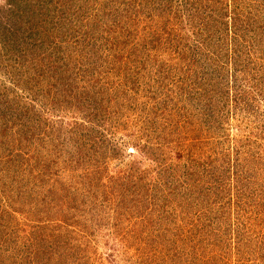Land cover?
<instances>
[{
    "label": "rangeland",
    "instance_id": "374dc122",
    "mask_svg": "<svg viewBox=\"0 0 264 264\" xmlns=\"http://www.w3.org/2000/svg\"><path fill=\"white\" fill-rule=\"evenodd\" d=\"M127 1L90 2L86 5V14L91 16L92 26L87 29L89 35L98 40L99 47L102 44L110 48L99 51L93 66L109 63V68L119 69L120 80H115L114 75L112 81L116 85L132 82L133 76L140 85L135 101L129 102L125 112H101V117L94 123L84 119L79 112H69L64 119L69 125L76 117L88 129L84 128L90 134L89 138H96L94 147L87 143L78 148L77 153L82 158L91 148L96 152V157L87 161L91 167L98 166L104 175L121 176L112 188L114 192L110 196L99 190L93 194L88 180L78 178L84 174L81 158L71 160L64 149L59 160L49 162L53 172L71 168L65 173L64 180L72 182L68 185H72L77 192L74 205H68L72 211L68 212L66 208L64 217L49 223L52 221L50 215L38 216L36 205L30 200L20 205H9L10 209L6 212L0 207V245L3 235L11 237V243L15 244L18 232L21 237L26 235L27 238L20 241V246L24 247V251L25 246L29 247L28 252H31L35 245L37 248V245L51 244V239H47L51 235L58 238L76 235L77 244H64L68 251L64 264H197V261L200 262L198 254L202 259L213 260V264L217 256L222 258V264H264V117L247 112H224L220 118L216 112V121L221 119L222 123L212 119L206 125L204 118L201 119L205 112H181L168 126V115L164 117L166 112H152L155 100L165 92L161 89L166 81L164 70L173 71L174 68L176 77L181 75L185 81H190L186 80L190 78L198 80L197 70L200 67L195 60L199 56L190 49L214 50V54L215 50L226 52L221 38L228 30L231 31L235 13L240 14V20L248 15L252 18V27L246 33L249 40L263 38L264 0H187L189 5L186 9L183 4L186 0H181L178 14L167 11L160 15V11L150 10L151 19L143 15L134 24L126 18V11L131 10L132 5ZM4 4L5 0H0V6ZM255 4H259L260 8L257 9ZM248 6H253V10ZM142 11L141 8L136 13L141 14ZM120 16L125 17L113 26ZM140 22L151 28L156 26V31L150 30L149 33L153 32L152 36L157 34L156 38H152L160 40V44L148 38V33L134 38L136 32L132 31V25ZM216 34H220L221 38ZM107 36L111 38L108 42ZM256 49L258 57L263 58L264 43L257 44ZM188 54L192 63L187 59ZM125 67H131L133 72L124 70ZM131 103L133 107H130ZM211 124L212 127L208 128ZM12 138L15 139V134ZM173 140H177L174 146L169 144ZM160 156L164 164H172L169 167L175 169L176 179L181 182L178 183V194L160 195L156 191L154 172L157 165L154 162ZM191 158L198 159L200 169L196 175L206 176V172L202 171L204 165L203 170L210 172L212 180L221 182L218 194L207 191L211 180L206 184L204 179L193 174L192 181L184 180L183 164L191 162ZM47 165L49 168V163ZM8 166L12 171L0 172V186L4 191L6 185H15V170L28 174L25 167H15V143L9 149L4 144L0 150V169ZM233 166L241 174L240 180L232 182L226 171ZM221 172L223 175L220 176ZM36 184L33 182L30 187L34 188ZM10 186L8 190H11ZM41 186L40 183L32 192L35 201L42 194ZM197 186H203L209 197L194 200L197 197L192 198L193 191ZM107 198L111 204L103 203ZM203 200L206 205L202 206ZM195 201L200 205H195ZM211 202L214 205H210ZM216 202L219 204L216 205ZM207 212L212 213L208 214L211 215L209 218L215 217L216 222L209 228L212 233L214 231L212 237L202 232L209 238L207 241L210 244L203 248L204 245L194 240L192 235L195 233L193 228L198 225L196 215L202 217ZM69 213L74 217H69ZM80 221L83 224L76 226ZM36 226L42 227V230L33 229ZM44 226L53 230L49 232ZM7 227L14 229L13 232ZM33 238L40 240L41 244L34 242ZM202 241L207 242L205 239ZM17 246L19 243L14 248ZM38 254L36 249L33 252L36 259Z\"/></svg>",
    "mask_w": 264,
    "mask_h": 264
},
{
    "label": "trees",
    "instance_id": "16d2710c",
    "mask_svg": "<svg viewBox=\"0 0 264 264\" xmlns=\"http://www.w3.org/2000/svg\"><path fill=\"white\" fill-rule=\"evenodd\" d=\"M180 1L128 0L127 2H131L132 5L131 10L126 11L127 21L137 23L143 15L144 18L147 15L151 19L150 10L160 11V15H164L167 11L178 14L177 10L182 6ZM90 2L94 0H5V4L0 6V137H3L0 150L4 144L6 149H9L15 143V167H25L28 170V174H21L15 170L16 186L9 184L11 190H8L9 186L6 185V192L0 186V207L5 212L10 209L9 205H20L30 200L36 205L38 216L50 215L52 221L49 223L64 217L66 208L69 209V206L74 205L77 195L72 185H68L72 182L64 180L65 173L71 168L65 167L53 172L49 161L59 160L64 149L71 160L74 158L78 161L81 158L77 153L78 148H83L87 143L94 147L97 143L96 138H89L90 134L86 131L88 129L78 122L80 120L74 117L73 123L66 125L65 116H68L69 112H79L84 119L94 123L101 117V112H125L129 102L135 101L137 87L140 85L133 76L132 82L116 85L112 81L114 75H116L115 80H120L119 69L113 66L109 68V63L93 66L99 51L110 48L102 44V47H99L95 36L89 35L87 27L92 25H90L91 16L86 14V5ZM183 4L185 9L187 4L189 5L187 0ZM255 5L257 9L260 8L259 4ZM141 8L142 13L137 14L136 11ZM248 9L253 10V6H248ZM185 12L186 15L189 14L187 10ZM234 15L231 31L228 30L222 38L220 34H216L222 39L226 52L215 50L214 54V50L208 51L199 47L190 49L199 56L195 60L196 65L200 67L197 70L198 80L190 78L186 79L190 81H185L181 79L183 77L181 75L176 77L173 73L174 68L173 71L169 69L163 71L166 81H164L165 87L161 89L162 91L165 89V92L155 100L152 112L156 114L166 112L164 115V117L168 115L166 125H172L174 117L176 118L181 112H205L201 119L204 118L206 125H209L212 119L214 122L222 123L221 119L216 121V112L220 118L224 112H247V114H255L256 117H264V57H258V49H256L257 44L264 43V36L257 40H254L255 38L249 40L246 33L252 27V18L248 15L240 20L239 13ZM122 17L120 16V20L117 19L112 25H118ZM227 21L228 18L225 22ZM132 26H134L132 31L136 32L134 38L141 36L142 33H148V38L160 44V40L153 39L157 34L152 36L153 32L149 33L150 30L156 31V26L151 28L142 22ZM110 39L107 36L106 42ZM104 40L105 38L101 39V42ZM190 57L191 55L188 54L187 59L189 60ZM124 70L133 72L131 67H125ZM130 107H133L132 103ZM49 113H51L50 117ZM211 127L212 124L208 128ZM14 134L15 139L12 138ZM176 142L177 140H173L169 144L174 146ZM89 149H86L87 154L82 155L81 168L84 174L78 178L88 180V186L93 189V194L99 190L105 196H110L111 192H114L113 186L121 176L104 175L98 166L91 167L88 162L96 157V152ZM151 155L154 156L152 153ZM191 160L183 164L185 181H192L193 175H196L200 169L198 159L191 158ZM154 163L157 165L154 172L156 191L160 195L178 194V183L181 182H178L179 178L176 179L175 169L169 167L172 164H164L161 156L155 159ZM204 167L202 165V171L206 172V176L201 174L196 176L204 179L206 184L211 180L210 188L206 189L208 192L218 194L221 182L212 180L210 172L203 170ZM8 171H12L9 166L0 169V172ZM226 173L232 182L240 180L241 171L238 172L235 166L227 168ZM33 182L37 184L31 188ZM40 183L42 194L35 201L32 192ZM208 192L203 186H197L192 198L197 197L194 200H198L209 197L206 194ZM103 203L111 204V200L107 198ZM217 203L216 205L219 204ZM195 205L200 203L195 201ZM201 205H206V202L203 200ZM210 205H214L213 202ZM70 211L71 208L68 212ZM208 214L212 213L207 212L202 217L196 215L198 225L193 228L195 233L192 236L194 240L204 245L203 248L210 244H208L209 240L207 241L209 238H206L202 232L212 237L214 231L212 233L209 228L216 222V218L210 219L211 215ZM70 216L74 217L69 213ZM81 224L83 223L80 221L76 226ZM44 227L49 229V232L53 230L50 226ZM33 229L40 232L42 227L36 226ZM9 230L13 232L14 229ZM262 236L264 239L263 232ZM26 239V235L23 238L17 232L15 244L19 243V246L14 248L15 244L11 243V237L3 235L0 245V264H64L68 259L65 258L68 251L65 250L64 244L76 242L78 237L68 235L58 238L51 235L47 238L51 239L49 240L51 244L48 243L46 246H43L40 240L33 238L34 242L41 244L42 247L37 245L36 248L35 245L34 251L31 252H28L29 247L25 246L24 251V247L20 246V241ZM203 239L207 244L201 242ZM36 249L39 250L37 259L33 255ZM199 255L197 259L200 262L197 261V264H213V260L202 259ZM222 261V258L217 256L214 264H222Z\"/></svg>",
    "mask_w": 264,
    "mask_h": 264
}]
</instances>
